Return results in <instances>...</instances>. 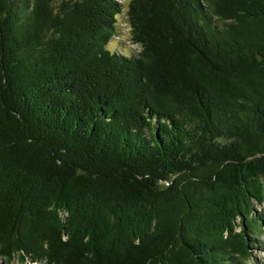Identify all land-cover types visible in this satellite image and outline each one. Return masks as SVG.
<instances>
[{
    "label": "trees",
    "instance_id": "trees-1",
    "mask_svg": "<svg viewBox=\"0 0 264 264\" xmlns=\"http://www.w3.org/2000/svg\"><path fill=\"white\" fill-rule=\"evenodd\" d=\"M263 238L264 0H0V264H250Z\"/></svg>",
    "mask_w": 264,
    "mask_h": 264
},
{
    "label": "rangeland",
    "instance_id": "rangeland-1",
    "mask_svg": "<svg viewBox=\"0 0 264 264\" xmlns=\"http://www.w3.org/2000/svg\"><path fill=\"white\" fill-rule=\"evenodd\" d=\"M128 0H121L123 6L126 5ZM124 8V7H123ZM118 20H120L118 24V33L116 37H113L112 40L108 43V48L113 50L115 48L122 49L124 52H135L137 47L134 43H131L128 38V27L125 22L124 14L118 15ZM261 246L259 249L254 251L255 259H253L250 264H264V238L261 241ZM16 264V263H14ZM40 264V263H36Z\"/></svg>",
    "mask_w": 264,
    "mask_h": 264
}]
</instances>
